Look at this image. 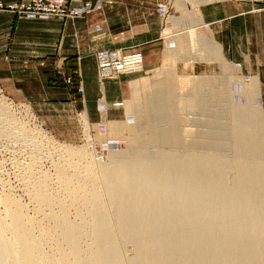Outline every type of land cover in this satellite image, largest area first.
I'll return each instance as SVG.
<instances>
[{
    "label": "rangeland",
    "instance_id": "374dc122",
    "mask_svg": "<svg viewBox=\"0 0 264 264\" xmlns=\"http://www.w3.org/2000/svg\"><path fill=\"white\" fill-rule=\"evenodd\" d=\"M23 1L0 0L4 5H20ZM67 1L71 5L92 1V10L80 17L96 14L105 19L111 18L112 34L104 33L100 30L101 27L97 28L102 33L99 35L102 44H116L127 50H141L145 58L144 68L135 73L121 74L100 81L96 64V71L91 75L90 82L83 83L85 92L75 94L72 91L67 99H17L0 84V264H14V256L18 252L15 234L9 227L13 211L21 213L32 236L39 241V254L46 258L47 264L51 261L49 258H53L52 264H70L71 259L70 262L66 258L61 259L60 252H68L69 245L54 217L63 206L70 221L82 225L83 219L88 218L89 214L87 207L80 200H76L75 195L62 183L60 170L73 177L74 187L94 174L90 172L95 169L100 176L95 175L96 173L94 176L100 180L98 183L103 189L104 175L100 167L102 164L115 165L114 161L122 158V155H117L120 153L111 150L112 144L129 150L141 146L149 154L157 150L156 153L159 150H172L183 155L193 149L203 154L218 151L225 158H235L238 151L229 143L232 140L228 137L231 116L227 104L230 103V96L225 95L226 92L224 95L217 93L220 83L218 81L229 78L224 69H221L224 63L231 62L239 68L237 72H233L238 75L237 80L228 79L229 83L226 81L230 90L235 88L238 91H249L255 82L253 87L255 91H259L260 102L255 96L246 99L247 97L240 95L237 100L242 104L249 103L264 114V0H211L199 5L198 8L208 24L201 25L199 31L207 36L212 35L220 44L223 61L209 60L206 57V47L197 42L193 45L194 36L191 40L187 38L184 28L190 22L189 18L186 19L189 15L187 11L194 8L191 0H180L185 13L177 14L175 20L170 17L176 0ZM161 1L169 5L167 16H162L158 10V3ZM9 9L27 13L19 11V8ZM123 17L136 20L133 25L137 28L135 32H141L139 36L115 35L119 26L118 20ZM140 19H143L141 25L138 21ZM211 20L217 21L210 23ZM169 28L174 33L180 31L179 37L167 38ZM88 59L92 66V57L89 56ZM167 73L173 74L177 79V96L194 97L192 91L200 87L201 90L204 89L202 91H205L204 97L208 103H198L203 106L197 104L195 107L177 111L179 117L175 120L169 119L170 122L167 118L154 121L155 127L156 124L157 128L159 125L160 131L176 132L178 137L175 143L167 140L159 144L147 143L140 132L137 133L136 140H133L135 129L131 127L135 116L143 111L147 100L154 97V86L165 80ZM195 82L204 84L195 87ZM31 92L36 97L43 96L44 93L46 95L45 91L36 87ZM221 96L225 99L222 104L226 108H219L217 98ZM210 99H215V102ZM161 109L163 110L162 106ZM86 110L90 120L89 130L85 125ZM176 122H179L178 126ZM143 123L140 121L137 124L140 125L139 128H144V119ZM225 132L227 133L224 134ZM216 137L223 138L218 140ZM220 139L224 141L221 142ZM215 141L220 142L217 144ZM69 149L75 152L70 153ZM228 169L226 178L231 182L234 172ZM38 189L50 196L51 200L40 202L37 193L41 191ZM90 239L88 234H83L80 241L83 249H86ZM121 248L126 261L135 253L131 242L121 243ZM8 257H12L13 262L7 263L6 259L11 260ZM53 260L57 263H53Z\"/></svg>",
    "mask_w": 264,
    "mask_h": 264
},
{
    "label": "bare ground",
    "instance_id": "6f19581e",
    "mask_svg": "<svg viewBox=\"0 0 264 264\" xmlns=\"http://www.w3.org/2000/svg\"><path fill=\"white\" fill-rule=\"evenodd\" d=\"M191 1L194 8L187 11L189 15L186 19L189 18L190 22L184 28L187 38L191 40L194 36L193 45L197 42L206 47L209 60L223 61L220 44L212 35L207 36L199 31L201 25L208 24L198 7L211 0ZM181 2L175 1V9L170 17L173 20L177 14L185 13ZM170 28L167 38H178L180 31L174 33ZM222 66L229 78L218 81L217 93L224 95L226 92L225 95L230 96V103L227 104L231 116L228 137L232 140L229 143L238 151L236 157L228 159L218 151L203 154L193 149L183 155L172 150H159L156 153L157 150L149 154L141 146L129 150L112 144L111 150L120 153L117 155H122V158L119 161L115 159V165L102 164L100 167L104 175L103 189L98 183L100 180L94 176L95 169L91 171L90 168V173L94 174L74 187L73 177L60 170L62 183L75 195L76 200L87 207L89 214L82 225L70 221L63 206L54 217L69 245L68 252L60 250L61 259L66 258L68 262L71 259L70 264H264V114L249 103L242 104L237 100L240 95L246 99L255 96L260 102L259 91L253 87L255 82H252L249 91L230 90L228 79L237 80L238 75L233 72L239 68L231 62ZM97 71L100 81L114 77H105L99 67ZM166 76L165 80L154 86V97L151 100L150 97L143 111L135 116L131 127L135 129L133 140L140 132L147 143L159 144L166 140L175 143L178 137L176 132L160 131L154 121L167 118L170 122L169 119L179 117L177 111L189 109L198 103L206 105L203 88L193 90L194 97L177 96V79L170 73ZM201 83L204 84L195 82L194 86L198 87ZM217 100L219 108H226L222 104L225 100L223 96ZM104 108H107L106 103ZM85 117L89 130L87 110ZM143 119L145 125L141 129L137 124L140 121L143 123ZM176 124L178 126L179 122ZM69 152L75 150L69 149ZM228 168L234 172L231 182L226 178ZM37 194L40 202L51 200L43 191ZM13 212L9 227L15 234L18 252L15 260L8 257L11 260L6 259L7 263L14 260V264H47L46 258L39 254V241L32 236L21 213ZM84 233L91 238L86 249L80 244ZM124 242H131L135 250L128 261L122 255L121 243ZM52 259L49 258L51 261L48 264H52Z\"/></svg>",
    "mask_w": 264,
    "mask_h": 264
},
{
    "label": "crops",
    "instance_id": "0c3cea01",
    "mask_svg": "<svg viewBox=\"0 0 264 264\" xmlns=\"http://www.w3.org/2000/svg\"><path fill=\"white\" fill-rule=\"evenodd\" d=\"M110 19L96 14L77 18L32 16L14 9H0V84L22 100L67 99L72 91L76 94L75 84L66 83L61 68L74 74L76 84L80 81L87 84L96 71L99 48L117 46L132 51L116 44H102L99 31L112 34ZM138 21L141 25L143 19ZM133 22L136 20L131 17L118 20L115 35L139 36L141 32H135ZM33 87L46 95L36 97L31 92Z\"/></svg>",
    "mask_w": 264,
    "mask_h": 264
},
{
    "label": "built area",
    "instance_id": "2783aa9c",
    "mask_svg": "<svg viewBox=\"0 0 264 264\" xmlns=\"http://www.w3.org/2000/svg\"><path fill=\"white\" fill-rule=\"evenodd\" d=\"M166 4L164 1L158 3V10L162 16L168 12L169 7ZM93 6L92 1L81 2L76 5H71L67 0H24L20 5L10 3L4 5L0 2V7L19 8V11L27 12L30 15H60L74 18L91 11ZM98 27L101 26L98 25ZM96 54L98 67L105 73V77L139 71L144 64V54L138 49L125 51L122 47L103 46L97 50ZM59 71L64 75L66 83L75 84L77 93L84 92L83 82L80 81L76 84L74 74L67 73L62 68Z\"/></svg>",
    "mask_w": 264,
    "mask_h": 264
}]
</instances>
